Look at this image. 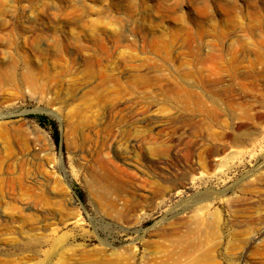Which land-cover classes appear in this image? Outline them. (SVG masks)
<instances>
[{"label": "rangeland", "instance_id": "374dc122", "mask_svg": "<svg viewBox=\"0 0 264 264\" xmlns=\"http://www.w3.org/2000/svg\"><path fill=\"white\" fill-rule=\"evenodd\" d=\"M106 164L149 184L118 196ZM208 249L264 264V0H0V264Z\"/></svg>", "mask_w": 264, "mask_h": 264}, {"label": "bare ground", "instance_id": "6f19581e", "mask_svg": "<svg viewBox=\"0 0 264 264\" xmlns=\"http://www.w3.org/2000/svg\"><path fill=\"white\" fill-rule=\"evenodd\" d=\"M30 77H31V75H30ZM210 153L211 152L208 151L207 154H205V157L203 158V163L206 164V166L207 165H211V166L213 165L212 164L213 161H212ZM191 170L195 171L194 168H191ZM136 174H138V173H136V172L134 173L133 170H130V169L124 167V166L122 167L120 165V167L119 166L115 167V165H114L113 168H110L106 164V181L109 182V185L111 186V190L118 196H122L123 193L125 192V190H123V189L128 187V186L129 187L133 186L134 184H136V181L138 179L140 181V186L145 187L146 185L149 184V181H147L146 177H145L146 179L142 178L144 176L138 177V179L135 180L134 177L135 178L137 177ZM156 194H158V193H156ZM131 196L135 197L134 192L131 193ZM128 210L129 211L133 210V206L130 209H128ZM239 216H240V214H239ZM194 217L193 218L195 219V223L197 225V228L196 227L195 228L197 230H196V232H194L196 234V239H195V242L193 241V243H191L192 244L191 247L192 248L193 247L194 248H202L203 245L205 244L204 243V237L207 239V241L208 240L213 241V238H216V228L218 227V225L220 223V216H219V214L216 211L210 210V205L207 203V204H202L200 206V212L198 214L194 215ZM187 250H188V248H187ZM185 253H187V251ZM188 254H189V252H188ZM201 261H203V262L206 261V263H203V264H215L214 260L211 258V254H210V250L209 249L208 250H204L200 256L191 259V263L190 264H200Z\"/></svg>", "mask_w": 264, "mask_h": 264}, {"label": "trees", "instance_id": "16d2710c", "mask_svg": "<svg viewBox=\"0 0 264 264\" xmlns=\"http://www.w3.org/2000/svg\"><path fill=\"white\" fill-rule=\"evenodd\" d=\"M35 117L38 119L40 124L44 125V124L48 123L49 125H51L53 127V129H54V139H55V142L58 143L59 142V133H58V130L56 129L55 122L52 121V120H49L47 116L42 115V114L35 115Z\"/></svg>", "mask_w": 264, "mask_h": 264}]
</instances>
